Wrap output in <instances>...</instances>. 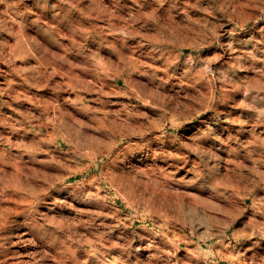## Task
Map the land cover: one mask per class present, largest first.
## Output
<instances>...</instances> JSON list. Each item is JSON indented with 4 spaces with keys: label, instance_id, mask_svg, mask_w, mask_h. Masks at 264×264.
Segmentation results:
<instances>
[{
    "label": "rangeland",
    "instance_id": "rangeland-1",
    "mask_svg": "<svg viewBox=\"0 0 264 264\" xmlns=\"http://www.w3.org/2000/svg\"><path fill=\"white\" fill-rule=\"evenodd\" d=\"M0 264H264V0H0Z\"/></svg>",
    "mask_w": 264,
    "mask_h": 264
},
{
    "label": "bare ground",
    "instance_id": "bare-ground-1",
    "mask_svg": "<svg viewBox=\"0 0 264 264\" xmlns=\"http://www.w3.org/2000/svg\"><path fill=\"white\" fill-rule=\"evenodd\" d=\"M19 50V49H18ZM22 50V49H21ZM11 197V196H10ZM19 199V198H18ZM21 200V199H20ZM46 200V199H45ZM3 225V224H2ZM24 229V228H23ZM24 234V233H23ZM26 236V235H25ZM13 237V236H12ZM25 238V237H24ZM14 239V238H13ZM22 240V239H21ZM21 242V241H20ZM24 242H25V240H24ZM37 242V241H36ZM29 243V242H28ZM20 244V243H19ZM18 244V245H19ZM22 245V244H21ZM26 245V244H25ZM13 246V245H12ZM24 249V248H23ZM30 250H31V248H30ZM29 257V256H28ZM29 262H30V260H29ZM24 263V262H23Z\"/></svg>",
    "mask_w": 264,
    "mask_h": 264
}]
</instances>
